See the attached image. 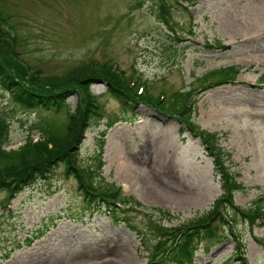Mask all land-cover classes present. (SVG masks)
<instances>
[{
  "label": "rangeland",
  "instance_id": "374dc122",
  "mask_svg": "<svg viewBox=\"0 0 264 264\" xmlns=\"http://www.w3.org/2000/svg\"><path fill=\"white\" fill-rule=\"evenodd\" d=\"M134 1L0 0V12L18 34L22 61L42 78L95 60L116 63L126 74L137 72L136 80L167 98L200 86L193 120L216 133L231 153L225 164L241 185L235 203L246 210L264 205V82L259 81L264 75V0H193L192 6L186 2L174 8L179 25L193 34L160 22L156 0ZM228 67L240 69L235 80L201 90L220 78L201 81L205 75ZM106 87L103 79L91 86L103 111L80 148L79 162L87 169L97 166L91 160L97 159L100 132L119 112V102ZM79 99L75 91L68 95L72 111ZM2 117L11 131L6 149H17L29 134L41 139L39 128L47 121L64 126L68 120L65 109L17 111L0 88ZM103 162L94 180L101 187L127 184L125 193L141 202L131 213L139 231L113 223L102 210L86 212L77 179L60 166L52 178L27 185L10 202L0 191V264H146L144 242L151 247L156 242L151 221L170 227L199 220L226 192L225 178L201 137L176 117L146 105L139 107L135 121L108 129ZM156 208L170 210L171 218ZM234 231L246 244L250 264H264V243L257 240H264V223L250 225L238 217ZM223 235L202 243L198 264H222L233 255L239 240Z\"/></svg>",
  "mask_w": 264,
  "mask_h": 264
},
{
  "label": "trees",
  "instance_id": "16d2710c",
  "mask_svg": "<svg viewBox=\"0 0 264 264\" xmlns=\"http://www.w3.org/2000/svg\"><path fill=\"white\" fill-rule=\"evenodd\" d=\"M136 1L137 4L142 3V0H135L133 4ZM177 4L176 0H156L157 18L160 22L166 25L170 22L178 24L173 14L174 8L179 9ZM183 28L193 32L191 28L185 26ZM8 37V33L0 27V88L7 92L13 107L25 113L65 109L68 120L64 126H56L46 120L47 125L42 126V129L37 124L39 121L35 122L33 126L36 125L41 130L42 139L34 141L29 134L17 149H6L3 146L8 141L9 129L6 125L1 126V122L5 120L3 117L0 119V191H6L5 202L23 187L40 179L52 178L57 168L63 166L64 173L67 176H74L78 188L83 191L85 211L102 210L109 213L115 223H124L130 229L139 231L131 213L141 205V202L134 196L124 195L121 187L114 183H110L109 187H101L94 180V175L101 172L104 164L102 157L106 130L101 132L98 151L94 154L97 159L91 160L92 164L97 162V166L91 165L87 169L79 162L80 146L90 123L102 117L101 102L98 95L91 91V86L103 78L107 84V92L119 102V112L114 113L107 123L109 128L117 122L135 120L136 111L142 103L154 106L170 117L176 116L193 134L201 137L205 148L215 158L217 170L225 178L226 192L216 201L208 216L170 227L162 222L151 221L150 225H153L151 233L156 242L152 247L144 242L149 258L146 264H197L196 253L203 247L202 243L206 239L217 240L223 235L220 226L224 227L222 230L227 234L223 235L224 239L225 236L236 235L232 227L235 221L237 223L238 217L249 224L257 221L264 223V205L259 203L246 210L235 203L234 192L241 185L232 180L233 175L225 164L227 158L232 159L231 153L221 147L216 133L202 129L193 120V114L197 111L196 92L200 86L187 91L178 90L168 98L166 96V99L160 100V96L155 93L138 94V85L135 87L130 85L132 75H127L123 71L120 76L112 71L110 63L95 66L93 61L74 67L59 76L36 77L34 72L41 73L38 70L31 71V68L26 69L17 50V39L8 41ZM239 71V68L232 67L215 69L201 81L208 79L209 76L218 75L220 78L201 86L204 90L215 84L229 82L236 78ZM261 80H264V75ZM71 91L80 95L79 104L74 111L67 103ZM10 112L14 113L15 110L11 109ZM39 120L41 121V118ZM157 209L166 216V219L171 218L170 210L161 208L155 210ZM257 239L264 243L262 238ZM241 251L242 249L238 247V252L233 257L234 262L229 263L230 259L225 264H248Z\"/></svg>",
  "mask_w": 264,
  "mask_h": 264
},
{
  "label": "bare ground",
  "instance_id": "6f19581e",
  "mask_svg": "<svg viewBox=\"0 0 264 264\" xmlns=\"http://www.w3.org/2000/svg\"><path fill=\"white\" fill-rule=\"evenodd\" d=\"M123 185H124L125 189L128 190V189H127V187H128L127 184H123Z\"/></svg>",
  "mask_w": 264,
  "mask_h": 264
}]
</instances>
